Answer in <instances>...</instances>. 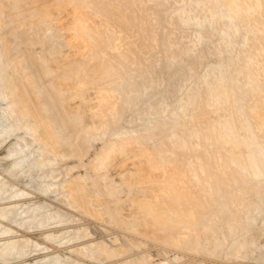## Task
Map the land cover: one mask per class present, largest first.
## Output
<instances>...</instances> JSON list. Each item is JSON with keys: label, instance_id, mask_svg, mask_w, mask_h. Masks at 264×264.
Returning <instances> with one entry per match:
<instances>
[{"label": "bare ground", "instance_id": "6f19581e", "mask_svg": "<svg viewBox=\"0 0 264 264\" xmlns=\"http://www.w3.org/2000/svg\"><path fill=\"white\" fill-rule=\"evenodd\" d=\"M30 1L38 4L31 7ZM90 1L104 21L72 0H0V24L16 18L13 32L29 45L41 46L36 52L21 50L18 38L0 37L1 100L11 119L33 137L26 148L34 155L28 158L24 149L9 152L15 158L1 169L22 185L45 192L42 168L52 162L48 150L67 148L75 158L89 156L80 178L72 179L68 167L55 185L59 199L79 215L108 219L139 234L149 227L147 235L160 242L200 254L211 251L193 247L191 239L197 236L204 243L199 235L204 218L218 213L216 227L231 244L215 254L232 257L230 249L236 252L245 243L240 236L251 225L239 222L233 202L250 184L264 186V0H186L192 11L203 9L221 22L218 37L230 52L208 72L193 70L196 86L178 98L177 107L161 106L136 128L114 126L126 112L123 102L136 106L146 92L136 87L118 97L113 86L123 83V73L134 79L142 75L135 68L144 59L141 50L160 57L176 53L178 36L168 38L157 25H167L177 0ZM146 18L151 26L144 25ZM176 20L190 22L182 9ZM191 24L194 30L201 27L195 20ZM131 34L135 43L128 44L125 37ZM191 59L184 54L161 65L169 76ZM7 121L0 116L4 136L13 131ZM103 138L90 155L91 142ZM24 194L0 180V200ZM19 201L0 207V217L30 224L41 208L36 204V213L19 218L13 212L25 203ZM1 229L8 227L0 223ZM92 250L102 258L118 254L108 244Z\"/></svg>", "mask_w": 264, "mask_h": 264}, {"label": "rangeland", "instance_id": "374dc122", "mask_svg": "<svg viewBox=\"0 0 264 264\" xmlns=\"http://www.w3.org/2000/svg\"><path fill=\"white\" fill-rule=\"evenodd\" d=\"M72 1L87 7L92 12L93 19L105 20V16L98 8H93L94 5L90 0ZM34 2L30 1L33 5L29 6L33 7L38 4ZM181 9L185 19H190L189 23H181L176 20V11ZM66 13L70 16L71 10L67 9ZM210 15L208 11L199 8L192 11L186 0H177L174 3L167 25L159 22L157 29L166 32L168 38L172 35L178 36V40L175 42L176 53L166 52L165 56L160 57L156 53L147 55L146 51H140L144 59L135 62V68L141 71L142 75L134 79L123 73V83L115 84L113 90L118 94V97L128 95L136 87L146 93L136 106H132L126 101L123 102L126 112L114 128L140 127L144 117H147L151 112H157L161 106L177 107L178 98L184 97L189 90L196 86L193 70L208 72L210 65L215 60H220L229 54L230 51L225 46V40L218 37L221 22ZM7 18H4L0 24V37L11 34L12 37L18 38L19 49L38 51L41 47L40 44L29 45L23 36L13 32L17 19L11 16ZM66 18L64 17L62 21V27L66 26ZM148 20L146 18L144 21L145 26L152 25ZM194 20L201 24V27L196 30L191 24ZM125 40L128 44H133L135 35H127ZM184 54L190 56L191 61L166 76L161 65L162 62L176 61ZM122 69L124 72L125 68ZM2 115L8 120L7 127L13 131L7 132V135L4 136L3 128L0 129V165L14 159L15 156H7V154L17 150L24 149L25 156L34 158V155L26 148V146L32 145L33 137L22 129L21 124L11 119L0 94V116ZM105 141V138L93 140L92 148L89 151L90 155ZM47 155L52 162L45 164L42 168L45 192L22 185L0 166V180L8 181L21 192L26 193L18 198L1 199L0 207L9 206L18 200L25 202L19 204L13 211L20 214L19 218L23 219H26L25 214L30 211L36 213L37 209L34 206L36 204L42 211L39 215L37 213L33 215L30 224L23 223L24 225L13 224L0 217V223L8 227L6 230H0V264H41L44 261L52 262L53 260H59L58 264H264V186L257 187L250 184L242 196L233 202L239 222L243 225L250 222L251 225L241 233V240L245 243L236 252H234V248L230 249L232 257L226 258L222 254H215L231 244V238L227 233L221 227H216L221 222V215L218 213L208 214L199 229V235H203L202 240L205 242H198L199 237L195 236L191 239L193 242L190 243L193 247H203L211 253L189 254L183 251L185 248L168 246L166 243L160 242V237L157 239L152 235H147L150 234L149 227L145 232L147 236H144V233H134L127 227L108 219L79 215L77 210L59 199L55 185L61 181L60 177L67 173L68 167L73 169L72 179L80 178L84 163L89 160V156L75 158L67 148H56L55 151L50 149ZM114 167L113 164L109 169ZM162 228L163 226H160V229ZM255 233L258 235L257 239H254ZM100 243L108 244L110 248L118 250L119 255H104L103 258L95 256L92 248L98 247L101 245ZM12 244L16 247L15 251ZM125 246L127 247L124 248ZM89 249L92 251L88 254ZM237 253H239V257H236Z\"/></svg>", "mask_w": 264, "mask_h": 264}]
</instances>
